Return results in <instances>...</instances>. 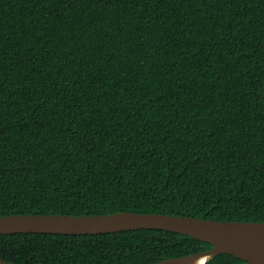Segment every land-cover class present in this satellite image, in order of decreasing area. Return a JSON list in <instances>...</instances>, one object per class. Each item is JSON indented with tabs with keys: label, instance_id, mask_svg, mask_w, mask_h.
I'll return each mask as SVG.
<instances>
[{
	"label": "trees",
	"instance_id": "obj_1",
	"mask_svg": "<svg viewBox=\"0 0 264 264\" xmlns=\"http://www.w3.org/2000/svg\"><path fill=\"white\" fill-rule=\"evenodd\" d=\"M121 212L264 222V0H0V216ZM211 248L162 230L0 235L15 264Z\"/></svg>",
	"mask_w": 264,
	"mask_h": 264
},
{
	"label": "water",
	"instance_id": "obj_2",
	"mask_svg": "<svg viewBox=\"0 0 264 264\" xmlns=\"http://www.w3.org/2000/svg\"><path fill=\"white\" fill-rule=\"evenodd\" d=\"M162 230L208 243L211 249L154 264H204L220 254L232 255L243 264H264V222L214 221L166 214L121 212L106 215L16 214L0 216V235L62 234L98 235L122 231ZM0 264H15L0 258Z\"/></svg>",
	"mask_w": 264,
	"mask_h": 264
},
{
	"label": "bare ground",
	"instance_id": "obj_3",
	"mask_svg": "<svg viewBox=\"0 0 264 264\" xmlns=\"http://www.w3.org/2000/svg\"><path fill=\"white\" fill-rule=\"evenodd\" d=\"M193 264H204V259H199L193 262Z\"/></svg>",
	"mask_w": 264,
	"mask_h": 264
}]
</instances>
